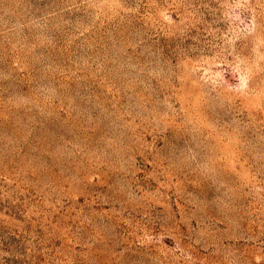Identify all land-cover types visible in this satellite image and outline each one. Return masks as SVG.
I'll use <instances>...</instances> for the list:
<instances>
[{"label": "rangeland", "instance_id": "obj_1", "mask_svg": "<svg viewBox=\"0 0 264 264\" xmlns=\"http://www.w3.org/2000/svg\"><path fill=\"white\" fill-rule=\"evenodd\" d=\"M0 264H264V0H0Z\"/></svg>", "mask_w": 264, "mask_h": 264}]
</instances>
